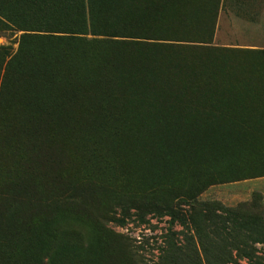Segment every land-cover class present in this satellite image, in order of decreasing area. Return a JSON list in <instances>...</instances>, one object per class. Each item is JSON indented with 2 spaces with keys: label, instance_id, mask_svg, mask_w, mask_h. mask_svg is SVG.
Masks as SVG:
<instances>
[{
  "label": "rangeland",
  "instance_id": "1",
  "mask_svg": "<svg viewBox=\"0 0 264 264\" xmlns=\"http://www.w3.org/2000/svg\"><path fill=\"white\" fill-rule=\"evenodd\" d=\"M0 6V264H154L135 248L167 224L119 206L208 163L200 201L264 216V0H134L137 39L24 32Z\"/></svg>",
  "mask_w": 264,
  "mask_h": 264
},
{
  "label": "trees",
  "instance_id": "2",
  "mask_svg": "<svg viewBox=\"0 0 264 264\" xmlns=\"http://www.w3.org/2000/svg\"><path fill=\"white\" fill-rule=\"evenodd\" d=\"M20 4L21 12L34 18L31 30L24 32L53 29L58 32L42 33L73 39H137L136 33L144 31L136 14L131 21L121 19L126 15L124 7L134 0H20ZM0 9L1 15H10ZM202 168L191 176V185L190 176L185 178L188 183H182L180 192L169 195L165 189H153L130 198L119 206V218L116 214L113 222L121 227L131 222L147 226L151 220L167 224L160 244L155 239L151 246L150 239H143L135 248L137 252H144V246L157 251L154 264H240L244 260L264 264V255H255L256 246L264 248V216L244 217L219 202L200 201V196L219 183L217 175H212L216 165L208 163ZM207 174L210 179L205 181ZM164 193L168 196H161Z\"/></svg>",
  "mask_w": 264,
  "mask_h": 264
}]
</instances>
